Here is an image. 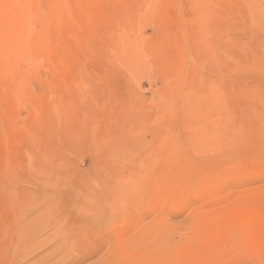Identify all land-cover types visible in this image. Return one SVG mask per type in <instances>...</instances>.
<instances>
[{
	"label": "rangeland",
	"instance_id": "rangeland-1",
	"mask_svg": "<svg viewBox=\"0 0 264 264\" xmlns=\"http://www.w3.org/2000/svg\"><path fill=\"white\" fill-rule=\"evenodd\" d=\"M0 264H264V0H0Z\"/></svg>",
	"mask_w": 264,
	"mask_h": 264
}]
</instances>
